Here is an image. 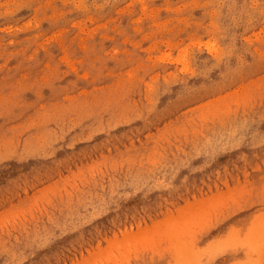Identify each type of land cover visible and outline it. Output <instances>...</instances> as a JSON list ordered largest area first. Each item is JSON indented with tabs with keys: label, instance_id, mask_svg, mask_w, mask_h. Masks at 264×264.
Here are the masks:
<instances>
[{
	"label": "rangeland",
	"instance_id": "374dc122",
	"mask_svg": "<svg viewBox=\"0 0 264 264\" xmlns=\"http://www.w3.org/2000/svg\"><path fill=\"white\" fill-rule=\"evenodd\" d=\"M0 264H264V0H0Z\"/></svg>",
	"mask_w": 264,
	"mask_h": 264
}]
</instances>
